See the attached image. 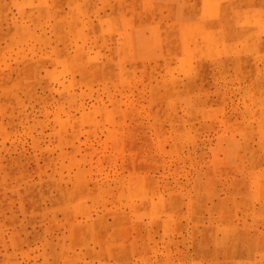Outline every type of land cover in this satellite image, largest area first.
I'll list each match as a JSON object with an SVG mask.
<instances>
[{"label":"rangeland","instance_id":"1","mask_svg":"<svg viewBox=\"0 0 264 264\" xmlns=\"http://www.w3.org/2000/svg\"><path fill=\"white\" fill-rule=\"evenodd\" d=\"M0 264H264V0H0Z\"/></svg>","mask_w":264,"mask_h":264}]
</instances>
